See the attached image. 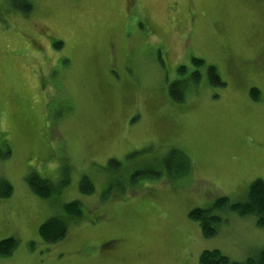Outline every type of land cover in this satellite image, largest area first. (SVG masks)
Returning a JSON list of instances; mask_svg holds the SVG:
<instances>
[{
  "label": "rangeland",
  "instance_id": "rangeland-1",
  "mask_svg": "<svg viewBox=\"0 0 264 264\" xmlns=\"http://www.w3.org/2000/svg\"><path fill=\"white\" fill-rule=\"evenodd\" d=\"M149 58L158 71L139 83ZM85 61L109 81L89 73L83 83ZM34 174L50 182L48 197L31 188ZM0 180L12 187L6 197L0 182V243L17 241L0 264L257 258L256 216L216 203H245L264 182V0H0ZM76 200L83 215L45 243L41 224ZM195 209L221 218L213 237Z\"/></svg>",
  "mask_w": 264,
  "mask_h": 264
},
{
  "label": "trees",
  "instance_id": "trees-1",
  "mask_svg": "<svg viewBox=\"0 0 264 264\" xmlns=\"http://www.w3.org/2000/svg\"><path fill=\"white\" fill-rule=\"evenodd\" d=\"M19 3V2H18ZM21 7V5L19 6ZM33 9L32 4H28L24 6V11L26 13L31 12ZM57 47V45H55ZM192 63L196 66H203L207 70L208 78L211 80V82H214L215 84L223 85V82L220 79L219 74L217 73V70L215 67L207 65L206 62L201 59H192ZM181 71L184 69V67L179 68ZM194 74H199L198 72H195ZM173 93H175V87H173ZM252 96L254 99L258 100L259 98V92L256 89L252 90ZM174 99L176 101H182L184 99V95L181 96H175ZM178 156L182 157L178 152L173 151L169 158L172 156ZM189 166L187 164H184L182 167L183 171H187ZM189 171V170H188ZM36 178L30 177L28 181L31 184V188L41 197H48L51 194V187H49V181L44 180L40 178L37 174H34ZM1 183H4L7 186V191L4 192L2 195L9 197L12 194V187H9L6 180H0ZM39 182V183H36ZM89 185V181L85 177L81 182V190L84 193L92 192L91 188H87ZM44 188V189H43ZM54 186V193L57 192ZM227 207L230 210L237 213L239 216L245 217L254 215L257 218V224L258 227L264 228V182L257 181L253 183L249 189L248 194V201L245 203H231L228 198H221L216 203V208H223ZM64 214L65 216H54L47 220L45 223L41 224L39 228V234L42 238V240L45 243L54 244L56 242H59L65 238L67 235L68 225L67 220L68 217L74 216V217H80L82 215V209L81 205L78 202H72L65 204L64 207ZM69 215V216H68ZM190 218L194 220L195 222H198L202 234L206 238H211L217 233V229L215 227L216 224L220 222V218L216 217L212 214V210H203V209H195L190 212L189 214ZM16 240L12 241H1L0 243V257H6L10 256L15 247H16ZM199 264H264V251H262L257 258H251L248 259L245 262H236L231 259H229L227 256L223 255L218 250H212V251H204L199 257Z\"/></svg>",
  "mask_w": 264,
  "mask_h": 264
},
{
  "label": "crops",
  "instance_id": "crops-1",
  "mask_svg": "<svg viewBox=\"0 0 264 264\" xmlns=\"http://www.w3.org/2000/svg\"><path fill=\"white\" fill-rule=\"evenodd\" d=\"M166 55V54H165ZM165 55H164V58H165ZM162 60H163V58H161V57H159V61H160V63L162 62ZM124 61V54H123V57H122V62ZM152 61L153 62H151L150 61V58L148 59V60H142V61H139L138 63H137V69H138V80H139V83H140V81L141 80H143V79H145V78H147L151 73H153V72H155V71H158V68H156L154 65V63H155V59L153 58L152 59ZM123 64V63H122ZM121 64V65H122ZM120 65V66H121ZM119 66V67H120ZM111 67H113V66H111ZM180 67V66H179ZM179 67H178V70H179ZM83 68H87V64H86V61L85 62H83L82 63V67H81V69H80V72H81V70L83 69ZM174 68H175V65H174ZM177 68V67H176ZM77 69V68H76ZM94 71V69L93 68H87L85 71H84V73L82 74V76L81 75H79V79L81 78V80L83 81V83H86L87 81L85 80L86 78H85V75L86 74H89L90 73V77H92L93 76V78L95 79V80H99L98 79V77H97V75L99 74V76H100V80L99 81H109V79L107 78V74H106V72H107V69L106 70H102L101 72H99L97 75L93 72ZM59 74H61V75H63V73L61 72V73H59ZM176 75V74H175ZM139 83H138V85H139ZM137 85V86H138ZM118 86V85H117ZM136 86V87H137ZM118 87H125L126 89H128L129 91H134V87L135 86H132V87H128V86H118ZM195 95V94H194ZM196 97V95L195 96H193V100H194V98ZM184 100V99H183ZM182 100V101H183ZM193 100H191V101H193ZM52 149H53V152H54V148H53V145H52ZM72 202H78L80 205H81V208H83L82 207V204H81V202H79V201H72ZM72 202H70V203H72ZM211 210V209H210ZM212 214L214 215V216H216V217H219V216H217V215H215L213 212H212ZM82 215H83V210H82ZM81 215V216H82ZM69 216V215H68ZM80 216V217H81ZM240 217H242V216H240ZM68 218H70V217H68ZM75 218H78V217H75ZM75 218H73L72 219V221L73 220H76ZM220 218V217H219ZM71 221V222H72ZM220 222H221V218H220ZM66 237V236H65ZM65 239V238H64Z\"/></svg>",
  "mask_w": 264,
  "mask_h": 264
}]
</instances>
